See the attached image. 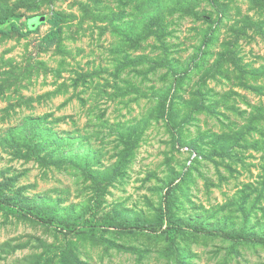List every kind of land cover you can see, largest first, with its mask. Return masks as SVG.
I'll return each instance as SVG.
<instances>
[{
	"label": "rangeland",
	"instance_id": "374dc122",
	"mask_svg": "<svg viewBox=\"0 0 264 264\" xmlns=\"http://www.w3.org/2000/svg\"><path fill=\"white\" fill-rule=\"evenodd\" d=\"M1 20L0 264H264L131 226L166 205L264 236V0H0Z\"/></svg>",
	"mask_w": 264,
	"mask_h": 264
},
{
	"label": "trees",
	"instance_id": "16d2710c",
	"mask_svg": "<svg viewBox=\"0 0 264 264\" xmlns=\"http://www.w3.org/2000/svg\"><path fill=\"white\" fill-rule=\"evenodd\" d=\"M48 1H52V0H48ZM50 18L52 20L53 26H57L58 15L53 13ZM3 21L4 20H1L0 22H3ZM0 33L6 34V33H8V31L0 28ZM51 34H54V33L51 32ZM55 34H56V32H55ZM50 35H49V37H51ZM196 58H197V56L192 58L189 65L187 66V68L185 70H183L182 72H180L179 75H184L188 71V69L193 66ZM172 190H173V187H172V185L169 184L166 187V190L164 193V199H168L170 197ZM0 206L13 208V207H15V204L10 199L3 198L0 196ZM19 211H20L21 216H23V217L33 216L36 219L42 221L44 224H51L53 222V219L51 217L43 216L42 214H40L36 211L27 210V209H19ZM168 213H169V211L167 210V206L164 205L163 215L166 219V225L163 228H161V227L154 228V227L149 226V225H140V224H131V226H134L135 228H139V229H149L153 232L159 231L164 235L165 238H168L169 234L173 233L175 231L190 229V230L197 232V233H202L205 235L220 237L223 239L230 240L231 242L244 241V242L252 243V244H264V236L263 235L244 234V233L239 232V231H231V230H211V229L201 228L197 225L182 224L180 222H177V221L170 219L168 217ZM62 224H63V226H66L68 228L73 227V225L71 223L62 222ZM113 225L118 227V226H122L124 224L116 221ZM169 244L172 247L173 254L176 256V250H175V247H174L172 241H169Z\"/></svg>",
	"mask_w": 264,
	"mask_h": 264
},
{
	"label": "water",
	"instance_id": "95a60500",
	"mask_svg": "<svg viewBox=\"0 0 264 264\" xmlns=\"http://www.w3.org/2000/svg\"><path fill=\"white\" fill-rule=\"evenodd\" d=\"M38 19H39V18H38V17H36V21H38Z\"/></svg>",
	"mask_w": 264,
	"mask_h": 264
}]
</instances>
